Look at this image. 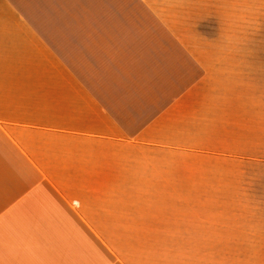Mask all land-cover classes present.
<instances>
[{"label":"crops","instance_id":"crops-1","mask_svg":"<svg viewBox=\"0 0 264 264\" xmlns=\"http://www.w3.org/2000/svg\"><path fill=\"white\" fill-rule=\"evenodd\" d=\"M261 30L264 0H0V264H211L191 238L243 237L213 200L259 157Z\"/></svg>","mask_w":264,"mask_h":264},{"label":"rangeland","instance_id":"rangeland-1","mask_svg":"<svg viewBox=\"0 0 264 264\" xmlns=\"http://www.w3.org/2000/svg\"><path fill=\"white\" fill-rule=\"evenodd\" d=\"M253 51L264 53L262 30L261 42L259 45L253 46ZM260 79V92L258 93L260 114L256 117L257 124L252 125L255 129V137L259 138V157L243 158L242 163L244 165H254V169L243 173L244 182L242 188L238 189L239 197L242 200H213V204L219 201L223 202L225 205L224 211L231 214L229 218L232 219V216L238 217V220H229L228 224L235 223L238 228L242 225L244 236L223 238L195 236L191 238L195 244L194 253H181V259L186 256L190 260L202 263L210 262L211 264H264V80L262 77ZM253 143L256 144L257 142L254 141ZM247 148L245 147V149ZM210 246L212 248H227L228 250L223 252L206 251L205 249L211 248Z\"/></svg>","mask_w":264,"mask_h":264}]
</instances>
